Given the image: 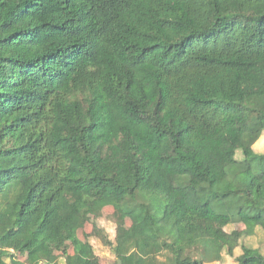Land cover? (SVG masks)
I'll use <instances>...</instances> for the list:
<instances>
[{"label":"trees","instance_id":"16d2710c","mask_svg":"<svg viewBox=\"0 0 264 264\" xmlns=\"http://www.w3.org/2000/svg\"><path fill=\"white\" fill-rule=\"evenodd\" d=\"M263 133L264 0H0V264H264Z\"/></svg>","mask_w":264,"mask_h":264},{"label":"rangeland","instance_id":"374dc122","mask_svg":"<svg viewBox=\"0 0 264 264\" xmlns=\"http://www.w3.org/2000/svg\"><path fill=\"white\" fill-rule=\"evenodd\" d=\"M253 149L255 151H264V133L258 138V140L253 144ZM162 209H157L156 214L159 216L161 214ZM94 222V217L92 215H87L86 222L83 226L78 227L77 229V235L79 238L84 239L86 234H89L91 232V228ZM98 225L104 229L106 234L110 239L114 238L115 235V228L118 225L128 227L130 225V219L128 217H118L114 213V208L110 205H107L103 207L100 211V215L97 218ZM244 228L243 223H232L227 226H225V230L227 232H231L232 230H241ZM258 235H253L252 237L247 239V244L250 246L258 245L260 250H264L263 247H260L258 242ZM95 254L99 257V261L101 264H119V261L114 256L112 251L109 249V247L104 246L101 244V242L96 239L92 238L90 240ZM246 243V242H245ZM64 248L67 251H71V245L70 242L67 240L64 244ZM200 253V250H198V254ZM17 258L20 260L25 259V254L18 252L16 253ZM62 252L58 250H52L51 253V261H62ZM213 264V263H208ZM224 264H233V259H228Z\"/></svg>","mask_w":264,"mask_h":264}]
</instances>
